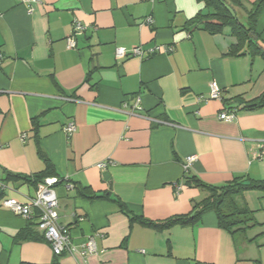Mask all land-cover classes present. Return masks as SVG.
<instances>
[{
    "label": "crops",
    "instance_id": "crops-1",
    "mask_svg": "<svg viewBox=\"0 0 264 264\" xmlns=\"http://www.w3.org/2000/svg\"><path fill=\"white\" fill-rule=\"evenodd\" d=\"M200 12L197 0H42L30 8L0 0V264L55 259L40 238L37 210L25 219L2 206L36 195L40 184L5 180V171L41 173L38 151L52 166L50 178L72 185L55 186L58 224L74 248L59 264H264V193H243L258 225L234 234L218 227L213 212L193 226L130 225L109 199L82 195L117 198L131 214L160 222L192 213L206 196L183 184L186 157L196 156L188 175L208 185L264 181L256 157L264 108L242 109L264 93V61L228 55V28L208 33L191 23ZM74 20L86 30L68 50ZM256 32L264 45V10ZM138 46L172 51L116 60V48ZM212 82L220 100L209 99ZM227 108L231 122L218 118ZM71 122L76 131L68 137ZM25 229L30 238L22 240ZM92 235L96 252L83 256Z\"/></svg>",
    "mask_w": 264,
    "mask_h": 264
},
{
    "label": "trees",
    "instance_id": "trees-1",
    "mask_svg": "<svg viewBox=\"0 0 264 264\" xmlns=\"http://www.w3.org/2000/svg\"><path fill=\"white\" fill-rule=\"evenodd\" d=\"M204 5V12H200L191 23H203V28L210 34H219L224 28H228L233 42L228 48V55L232 57L249 56L251 59L260 58L264 61V45L260 39V34L256 32V23L264 10V0H255L246 4L243 0H197ZM243 9L246 14V25H242L237 18V9ZM264 108V93L251 103H245L243 110H257ZM229 109V108H227ZM45 163V169L32 177L21 176L5 171V180H23L26 183L37 186L42 184L46 178L54 175L51 164L43 153L38 151ZM184 185L201 190L206 196L193 206V212L184 216H174L164 221L153 222L131 214L126 206L117 198L107 196H86L89 199H109L119 212L129 218L130 225L137 223L143 227L165 230L173 226H193L200 222L201 217L207 212H213L220 229L234 234L254 228L258 223L254 220V213L248 209L242 195L246 191H258L264 193V181L244 180L242 177L234 178L231 182L220 186L208 185L201 182L188 172L183 176ZM243 182H249L248 186H243ZM63 183V179L58 178V184ZM239 199V200H238ZM19 237L23 240L30 238L29 229L20 232ZM44 240L43 236L40 237ZM55 256L50 264H59Z\"/></svg>",
    "mask_w": 264,
    "mask_h": 264
},
{
    "label": "built area",
    "instance_id": "built-area-1",
    "mask_svg": "<svg viewBox=\"0 0 264 264\" xmlns=\"http://www.w3.org/2000/svg\"><path fill=\"white\" fill-rule=\"evenodd\" d=\"M42 0H22V4L32 6L33 4H40ZM29 11H31L29 9ZM152 20L147 18L143 24L150 25ZM86 30V27L77 20H74L71 24L70 34L66 37V47L68 50H74L76 48V37L82 35ZM163 51L165 53L171 52L172 48L170 46L159 48L153 47L144 50L141 46L131 48L129 50L125 48L115 49L116 60H123L129 57L144 59L151 57ZM221 89L214 82L209 84V99L210 100H220ZM138 100L136 102V109H140L137 106ZM132 114V112H131ZM218 118L225 122H231L235 119V112L230 109H224L218 115ZM76 131L75 124L73 122L68 123L64 127V133L70 137ZM256 157L264 161V141L259 145V150ZM196 161V156H189L184 159L183 170L184 173L189 171V168ZM105 164H99V168H104ZM58 180L56 178H46L42 184L39 185L36 195L28 200L27 203L22 204L14 199H5L2 202V206L11 211L13 214L21 216L25 219H30L32 217V209H36L38 214L36 216L37 228L42 233L45 241L50 245L51 250L54 255L60 256L63 253L74 252V248L71 244L70 235L66 229H63L58 224V198L56 195L54 184H57ZM64 186L67 189H71L72 185L68 184L63 180ZM3 189V185L1 186ZM98 236V234H96ZM96 252L94 235L89 236L84 244V249L80 253L83 256L92 255Z\"/></svg>",
    "mask_w": 264,
    "mask_h": 264
},
{
    "label": "rangeland",
    "instance_id": "rangeland-1",
    "mask_svg": "<svg viewBox=\"0 0 264 264\" xmlns=\"http://www.w3.org/2000/svg\"><path fill=\"white\" fill-rule=\"evenodd\" d=\"M237 18L239 20V22L242 24V25H246V14H245V11L243 9H237ZM227 32L229 31V29H225ZM247 192V191H246ZM245 193V192H244ZM242 197V196H241ZM239 200V199H238Z\"/></svg>",
    "mask_w": 264,
    "mask_h": 264
},
{
    "label": "water",
    "instance_id": "water-1",
    "mask_svg": "<svg viewBox=\"0 0 264 264\" xmlns=\"http://www.w3.org/2000/svg\"><path fill=\"white\" fill-rule=\"evenodd\" d=\"M234 102H235V104H237V105H242V103H243V102L240 101V100H236V101H234ZM242 185H243V186H248V185H249V182H243Z\"/></svg>",
    "mask_w": 264,
    "mask_h": 264
}]
</instances>
